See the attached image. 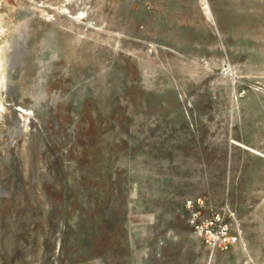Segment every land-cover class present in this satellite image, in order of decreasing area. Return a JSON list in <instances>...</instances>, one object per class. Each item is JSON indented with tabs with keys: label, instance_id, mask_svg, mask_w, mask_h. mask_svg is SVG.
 I'll list each match as a JSON object with an SVG mask.
<instances>
[{
	"label": "rangeland",
	"instance_id": "1",
	"mask_svg": "<svg viewBox=\"0 0 264 264\" xmlns=\"http://www.w3.org/2000/svg\"><path fill=\"white\" fill-rule=\"evenodd\" d=\"M0 264H264V0H0Z\"/></svg>",
	"mask_w": 264,
	"mask_h": 264
},
{
	"label": "built area",
	"instance_id": "2",
	"mask_svg": "<svg viewBox=\"0 0 264 264\" xmlns=\"http://www.w3.org/2000/svg\"><path fill=\"white\" fill-rule=\"evenodd\" d=\"M196 219H194L193 221L196 222V225H199ZM205 230V240L213 248L222 250L227 248L235 241L234 236L229 233L228 226L225 223H222L218 216H213L212 218L206 220Z\"/></svg>",
	"mask_w": 264,
	"mask_h": 264
}]
</instances>
